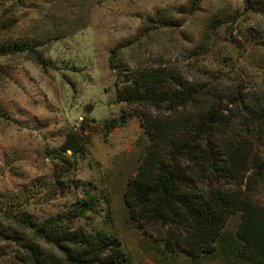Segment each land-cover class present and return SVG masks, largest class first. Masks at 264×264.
<instances>
[{
	"label": "rangeland",
	"instance_id": "1",
	"mask_svg": "<svg viewBox=\"0 0 264 264\" xmlns=\"http://www.w3.org/2000/svg\"><path fill=\"white\" fill-rule=\"evenodd\" d=\"M192 4L25 0V7L16 10L14 34L40 37L37 58L46 66L26 54L0 56V192L28 198L31 212L42 219L66 210L87 191L95 207L86 218L74 220V228L115 235L131 263L191 264L188 256L162 241L169 225L134 222L126 208V182L147 143L138 116L141 110H157L117 103L114 88L125 78L135 83L143 70L164 68L178 73L183 83L199 78L223 86L241 83L247 95L264 97V0H201L194 10ZM156 10H165L174 25L151 22ZM216 15H224L226 30L216 47L203 51V34ZM221 45L227 48L220 50ZM110 60L118 66L116 72ZM114 118L119 121L110 127L107 123ZM242 125L236 144L252 156L242 185L264 207V125L257 130ZM69 133L83 141L79 154L60 150ZM197 186L204 190L205 181ZM237 224L238 216H231L230 235ZM16 247L0 240L1 252L8 253L0 264H10ZM213 263L207 258L202 264Z\"/></svg>",
	"mask_w": 264,
	"mask_h": 264
},
{
	"label": "trees",
	"instance_id": "2",
	"mask_svg": "<svg viewBox=\"0 0 264 264\" xmlns=\"http://www.w3.org/2000/svg\"><path fill=\"white\" fill-rule=\"evenodd\" d=\"M200 1L193 0L191 9H197ZM23 7L25 0H0V56L26 54L46 66L37 58L41 38L14 34L16 10ZM149 19L159 26L174 25L165 10H156ZM226 22L224 15L214 16L203 34V51L216 47ZM110 64L116 72L118 66ZM182 81L178 73L155 68L140 72L135 83L125 78L115 84L117 103L157 110H141L138 116L147 143L123 192L130 217L134 222L169 225V235L162 241L188 256L191 264H202L207 258L213 264H264V207L255 204L242 185L252 156L244 155L236 144L242 124L253 130L264 125V97L247 95L241 83ZM233 111L234 117L229 118ZM117 121L107 124L114 127ZM82 142L79 134L69 133L60 150L79 154ZM200 180L205 181L204 190L197 186ZM89 194L86 191L66 210L39 219L31 212L28 198L18 200L0 192V240L17 246L10 264H135L127 261L115 235L74 228V220L86 218L95 207ZM233 215L238 216L234 236L227 230ZM5 254L0 249V261Z\"/></svg>",
	"mask_w": 264,
	"mask_h": 264
}]
</instances>
